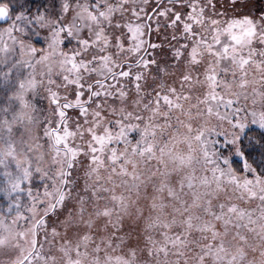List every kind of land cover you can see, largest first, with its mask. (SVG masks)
<instances>
[{"label":"snow or ice","instance_id":"6c2138e0","mask_svg":"<svg viewBox=\"0 0 264 264\" xmlns=\"http://www.w3.org/2000/svg\"><path fill=\"white\" fill-rule=\"evenodd\" d=\"M0 264H264V0H0Z\"/></svg>","mask_w":264,"mask_h":264}]
</instances>
